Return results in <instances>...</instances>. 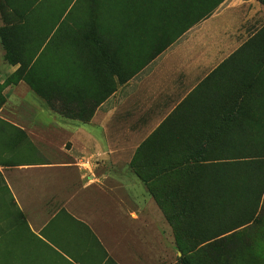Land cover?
<instances>
[{"label":"rangeland","instance_id":"rangeland-1","mask_svg":"<svg viewBox=\"0 0 264 264\" xmlns=\"http://www.w3.org/2000/svg\"><path fill=\"white\" fill-rule=\"evenodd\" d=\"M5 1L0 109L22 82L35 101L75 128L103 120L108 157L96 163L128 165L142 198L129 199L125 214L118 202L112 213L103 210V230L111 221L121 236L110 239L115 244L104 237L99 243L86 228L85 244L73 246L86 252L63 254L29 234L21 213L0 199V264H264V0H59L60 7L49 0L44 20L31 23L11 18ZM40 36L42 44H28ZM35 51L51 53L52 61H33L28 54ZM169 52L183 60L198 56L182 74L203 70L221 81L213 85L221 95L215 107L193 109L191 123L164 119L165 110L152 117L154 102L125 92L137 81L140 91L148 90L142 75ZM111 53L119 61L112 87ZM67 55L75 59L62 82ZM111 99L110 117L99 107Z\"/></svg>","mask_w":264,"mask_h":264},{"label":"crops","instance_id":"crops-1","mask_svg":"<svg viewBox=\"0 0 264 264\" xmlns=\"http://www.w3.org/2000/svg\"><path fill=\"white\" fill-rule=\"evenodd\" d=\"M205 23L206 21L201 22L202 25ZM114 25L111 22L113 28ZM129 39L126 37V43ZM36 41L31 38L28 44L34 45ZM31 55L32 53L28 54L29 57ZM108 57L106 70L109 85L117 86L118 56L111 53ZM196 57L198 56L183 60L171 52L164 54L162 58L157 57L153 60L152 68H146L141 82L139 80L143 86L148 83L149 89L140 91L139 86H136L137 81L135 84H127L125 92H141L143 101L154 102L151 103L152 117L163 116L161 110H165L164 119L170 115L175 123H191L195 117L193 109H212L221 96L220 90L213 88L216 82H221L213 72L201 74L203 70H200L192 76L181 73V68ZM52 59V54L46 52L37 54L33 61L44 60L48 63ZM74 59V55L63 57L67 63L61 69L62 82L69 78L68 62ZM125 59L126 66H129L127 57ZM17 68H12L8 73L16 72ZM45 73L46 76L53 73L47 68V64ZM188 77L191 79L188 80ZM184 83H195L196 86L200 84V89L181 88ZM24 87L21 82L14 88L13 96L0 109L2 203L13 204L23 216L29 234L44 237L45 242L56 252L85 253L86 251L77 250L73 246L85 244L80 238L86 235V228L99 243H102L104 237L110 247L115 244H110V239L116 237L114 241H119L121 236L117 231L112 232L111 221L108 230H103L100 216L103 210L112 213L108 209L115 206L116 202L125 207L123 214L127 213L126 202L142 198L141 194L137 195V190H141L140 182L132 176L128 165L106 167L96 163L108 157L103 154V120L95 117L89 124L75 128L70 119L46 110ZM113 101L111 99L99 107L100 110L103 107L105 110L109 109L110 117L116 106ZM63 107L68 106L63 104ZM6 109L13 112V115H3ZM173 111L176 112L172 116ZM147 112L150 113V109ZM111 121L112 118L105 123H114Z\"/></svg>","mask_w":264,"mask_h":264},{"label":"trees","instance_id":"trees-1","mask_svg":"<svg viewBox=\"0 0 264 264\" xmlns=\"http://www.w3.org/2000/svg\"><path fill=\"white\" fill-rule=\"evenodd\" d=\"M8 13H11V18L14 20L18 19L20 22H35L37 19L38 22L43 21L45 18V9L48 7L49 0H6ZM48 4V5H47ZM54 5H62L59 0L53 2ZM69 2H66L65 5H68ZM41 14V15H39ZM13 20V21H14ZM44 31H42L43 33ZM41 37V38H40ZM36 44H42V38L40 36ZM38 48V47H37ZM35 53V54H34ZM37 55L36 51L33 52L32 57ZM184 264H186L184 262Z\"/></svg>","mask_w":264,"mask_h":264}]
</instances>
